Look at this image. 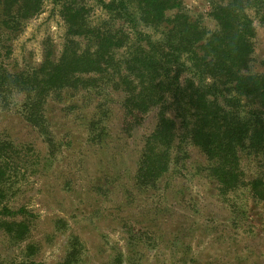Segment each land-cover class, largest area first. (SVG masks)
Returning <instances> with one entry per match:
<instances>
[{"label":"rangeland","instance_id":"1","mask_svg":"<svg viewBox=\"0 0 264 264\" xmlns=\"http://www.w3.org/2000/svg\"><path fill=\"white\" fill-rule=\"evenodd\" d=\"M172 2L165 17L196 25L192 49L214 53L206 46L220 31L214 14L231 0ZM238 3L254 31L241 73L264 76V7ZM21 6L12 13L22 14ZM67 9L111 30L116 59L99 73L74 72L69 85L43 95L40 127L0 110V264H264V124L247 113L253 101L229 107L211 91L204 100L212 115L200 122L190 105L177 117L174 105L143 101L139 74L145 84L152 76L145 39L166 30L132 27L98 0H42L11 41V67L36 68L48 51L56 61L66 48L87 55L97 48L95 35L68 34ZM132 56L147 70L137 63L128 71ZM190 72L181 69L180 80ZM201 78L213 83L207 71ZM163 115L175 128L153 143L158 174L140 178L146 140ZM221 145L230 148L223 158Z\"/></svg>","mask_w":264,"mask_h":264},{"label":"trees","instance_id":"2","mask_svg":"<svg viewBox=\"0 0 264 264\" xmlns=\"http://www.w3.org/2000/svg\"><path fill=\"white\" fill-rule=\"evenodd\" d=\"M41 1L0 0V110L9 109L19 113L30 124L39 127L43 117L41 108L43 95H47L51 90L69 85V76L74 72H102L103 65L109 66L116 59L112 48L118 47L110 29L92 28L88 25L86 15L83 16L82 13L80 15V10L67 9L64 20L67 23L68 34L86 37L95 35L97 48L88 55L77 51L69 52V48L68 50L66 48L56 61H51L48 58L50 54L48 51L44 54L46 59L36 68L21 70L11 67L7 62L12 53L11 41L20 33L23 21L39 11ZM98 1L105 12L131 23L132 27L138 28L139 24L143 23L152 29H157L161 25L166 30V37L164 34V38L156 39L143 32L147 35L145 40H148L146 43L150 55L147 53V56L152 60L151 80L146 81L145 84L146 76L139 74L138 77L140 93L137 96L143 94V101L158 103L162 108L169 104L174 105V111L178 113L177 117L181 110H186L184 106L190 105L195 111H200V113L194 111L196 114H193L195 122H200L212 115V112L205 109L204 96L214 91L216 96H221L223 103L226 102L229 107L235 104L238 107L242 106V101L245 98L252 100L253 104L247 113L250 114V118H255V121L264 124V76L241 73V70L246 69L244 64L246 66V59L251 52L250 43L246 45V37L248 39L252 37L254 31L248 18L237 14L239 9L242 10L238 3L239 0H231L226 6L216 8L214 17L220 26V31L216 36L212 35L211 38H208L206 43V46H212L215 52L205 53L204 56L192 49V44L200 42L198 39L201 34L200 29L186 19L180 21L165 17L166 11L177 7L172 0ZM133 1L136 3V7L133 6ZM252 3L254 7L260 5L264 7V0H252ZM19 5H22L20 7L22 14L12 13V8ZM246 24H248L247 29H245ZM173 30L174 34H172ZM138 34L140 35L141 32ZM170 39L176 40V45L180 49L175 48V44ZM190 44L191 47L188 46ZM179 51L188 53L190 56L182 58L177 55ZM185 59L192 61L190 66L184 63ZM129 61H132V65L127 69L128 71L135 70L134 66L137 63H140L139 70H147L145 59L140 60L132 56L126 60V63L128 64ZM181 69L192 71L189 78L180 80ZM215 70L216 74H214ZM205 71L212 77L213 83L208 84L201 78ZM187 83L190 85L189 94L185 85ZM127 93L131 98L135 97L133 92L127 90ZM20 94H23L24 98L19 99ZM193 97L197 102L193 103ZM229 102L233 104H229ZM219 111L225 115L231 114L229 111H223L222 107H219ZM174 128V119L163 115L154 134L146 140L143 162L139 169L140 178L158 174L159 167L156 165L153 143L157 139L164 142L165 130L172 131ZM217 149H219L222 158L230 152V148L226 145H221ZM223 154L224 156H222ZM222 161L224 160L222 159ZM220 182L223 183L225 180H220Z\"/></svg>","mask_w":264,"mask_h":264}]
</instances>
